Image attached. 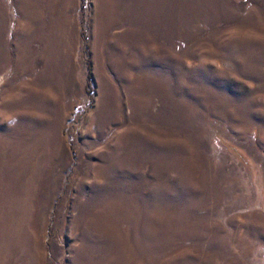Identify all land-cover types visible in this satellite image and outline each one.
<instances>
[{"label": "rangeland", "instance_id": "374dc122", "mask_svg": "<svg viewBox=\"0 0 264 264\" xmlns=\"http://www.w3.org/2000/svg\"><path fill=\"white\" fill-rule=\"evenodd\" d=\"M0 264H264V0H0Z\"/></svg>", "mask_w": 264, "mask_h": 264}, {"label": "bare ground", "instance_id": "6f19581e", "mask_svg": "<svg viewBox=\"0 0 264 264\" xmlns=\"http://www.w3.org/2000/svg\"><path fill=\"white\" fill-rule=\"evenodd\" d=\"M57 50V49H56ZM21 55L23 56V54L21 53Z\"/></svg>", "mask_w": 264, "mask_h": 264}, {"label": "crops", "instance_id": "0c3cea01", "mask_svg": "<svg viewBox=\"0 0 264 264\" xmlns=\"http://www.w3.org/2000/svg\"><path fill=\"white\" fill-rule=\"evenodd\" d=\"M64 2V1H63Z\"/></svg>", "mask_w": 264, "mask_h": 264}]
</instances>
